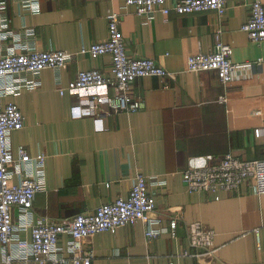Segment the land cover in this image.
<instances>
[{
    "label": "crops",
    "instance_id": "0c3cea01",
    "mask_svg": "<svg viewBox=\"0 0 264 264\" xmlns=\"http://www.w3.org/2000/svg\"><path fill=\"white\" fill-rule=\"evenodd\" d=\"M0 1V53L28 47L77 53L59 73L42 70L35 88L3 102H15L25 116L11 136L13 156L20 146L46 156L47 189L35 196L33 222L93 212L127 198L138 173L159 176L162 186L151 189L161 233L149 239L142 221L97 233L86 240L95 253L91 264H264V194L248 183L237 191L189 192L183 181L193 159H264V41L255 43L242 30L250 16L247 0H227L223 14L156 13L151 19L135 7L121 9L122 0H35L34 11L19 0ZM112 11L121 13L128 54L154 59L168 74L137 78L129 93L144 107L115 113L103 106L99 129L95 116L82 113L77 95L61 94L60 85L67 87L82 70L112 74L110 55L78 53L107 39ZM218 42L232 47L234 62L251 64L249 75L224 85L215 71L188 70V55L212 52ZM177 211L184 222L172 237L170 217ZM193 222L215 232L214 257L189 245L186 224ZM20 238L30 241L31 229Z\"/></svg>",
    "mask_w": 264,
    "mask_h": 264
},
{
    "label": "built area",
    "instance_id": "2783aa9c",
    "mask_svg": "<svg viewBox=\"0 0 264 264\" xmlns=\"http://www.w3.org/2000/svg\"><path fill=\"white\" fill-rule=\"evenodd\" d=\"M27 11L38 9L35 0H19ZM121 9L135 7L136 13L145 19L161 13L168 18L171 12L192 14L216 11L223 14L227 0H122ZM249 19L242 25L251 41H264V2L247 0ZM5 5L0 1V10ZM121 13L112 11L107 16L108 37L88 47H82L79 54L93 57L110 55L112 74L106 75L98 69L82 70L67 87L60 85V93L68 91L77 95L82 113L95 116L99 123L102 107L108 112H135L144 107L140 99H133L130 89L139 77L168 74L166 68L154 59L132 57L119 28ZM6 23V18L3 19ZM6 25V24H5ZM27 30L25 31V33ZM29 33V32H27ZM233 49L229 44L218 42L209 53L187 56V68L192 72L215 71L224 85L236 78L249 75L250 63H236L232 60ZM77 53L64 50H37L28 47L22 51L0 53V264H91L95 256L86 240L100 232L116 231L118 228L142 221L147 225L149 239L161 233L162 219L154 216L155 193L151 187H160L159 176L138 173L127 198L103 203L93 212H82L60 221L42 218L33 222V203L37 193L47 189L46 156L44 153L31 155L24 147L18 148V156L12 152V133L21 130L25 116L15 102L3 103L10 95L19 94L23 88H35L39 73L53 69L56 74L72 62ZM34 76L35 80L29 77ZM60 75L56 78L60 81ZM219 101H228L220 96ZM258 133L261 130L258 129ZM198 160V159H197ZM183 181L189 192L237 191L248 183L259 194H264V159H241L227 154L213 164L207 159L191 160L183 171ZM18 211V221L14 210ZM171 236L177 237V227L184 222L180 211L172 214ZM188 242L191 247L203 249L206 256L214 257L215 232L200 222L186 224ZM31 229V240L23 241L20 232ZM66 236L68 241L62 244ZM190 255L184 252V255ZM170 264H174L171 262Z\"/></svg>",
    "mask_w": 264,
    "mask_h": 264
}]
</instances>
